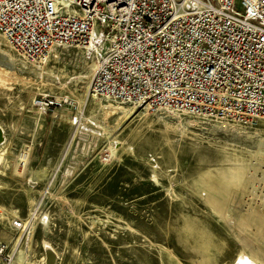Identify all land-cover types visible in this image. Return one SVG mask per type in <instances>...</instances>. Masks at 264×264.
<instances>
[{"label": "rangeland", "instance_id": "374dc122", "mask_svg": "<svg viewBox=\"0 0 264 264\" xmlns=\"http://www.w3.org/2000/svg\"><path fill=\"white\" fill-rule=\"evenodd\" d=\"M97 44L29 65L0 35L1 263L264 264V118L84 102Z\"/></svg>", "mask_w": 264, "mask_h": 264}, {"label": "built area", "instance_id": "2783aa9c", "mask_svg": "<svg viewBox=\"0 0 264 264\" xmlns=\"http://www.w3.org/2000/svg\"><path fill=\"white\" fill-rule=\"evenodd\" d=\"M0 35L29 65L102 43L89 84L96 99L236 123L264 118V0H0ZM64 104L49 94L32 100L44 112Z\"/></svg>", "mask_w": 264, "mask_h": 264}, {"label": "bare ground", "instance_id": "6f19581e", "mask_svg": "<svg viewBox=\"0 0 264 264\" xmlns=\"http://www.w3.org/2000/svg\"><path fill=\"white\" fill-rule=\"evenodd\" d=\"M11 47V46H10ZM82 50H96L95 49V46H94V44H92L91 45V47L90 48H88V49H82ZM53 53V52H52ZM45 64V63H44ZM97 67H98V64H97ZM97 67H96V69H97ZM96 69H95V71H96ZM89 98H93V96L90 94V92H89V88H88V92H87V94H86V97H85V99H84V102L87 100V99H89ZM63 99H67V98H63ZM84 104V103H83ZM80 105H82V104H80ZM85 105V104H84ZM83 105V106H84ZM82 106V107H83ZM4 137H3V130H2V128L0 127V144L2 143V142H4ZM26 156V154L24 155V156H22V157H24V159L26 158L25 157ZM23 159V160H24ZM22 160V159H21ZM22 160V161H23ZM24 162V161H23ZM29 229H31V227H29ZM28 228H25V230L23 231V233H25V232H28V230H29ZM22 238V237H21ZM18 246V245H17ZM253 254V253H252ZM44 262H45V264H55V254L51 251V250H49V248H47L46 249V253H45V259H44ZM237 264H253L252 262H250V261H248L247 259H241L240 261H238L237 262Z\"/></svg>", "mask_w": 264, "mask_h": 264}]
</instances>
